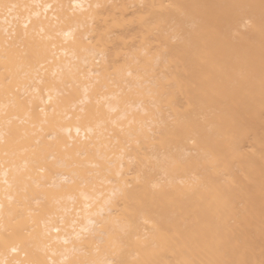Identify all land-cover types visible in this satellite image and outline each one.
<instances>
[{
    "label": "bare ground",
    "instance_id": "bare-ground-1",
    "mask_svg": "<svg viewBox=\"0 0 264 264\" xmlns=\"http://www.w3.org/2000/svg\"><path fill=\"white\" fill-rule=\"evenodd\" d=\"M0 264H264V0H0Z\"/></svg>",
    "mask_w": 264,
    "mask_h": 264
},
{
    "label": "snow or ice",
    "instance_id": "snow-or-ice-1",
    "mask_svg": "<svg viewBox=\"0 0 264 264\" xmlns=\"http://www.w3.org/2000/svg\"><path fill=\"white\" fill-rule=\"evenodd\" d=\"M4 7H6V8H9V10L11 9V8H15L16 6L15 5H4Z\"/></svg>",
    "mask_w": 264,
    "mask_h": 264
}]
</instances>
